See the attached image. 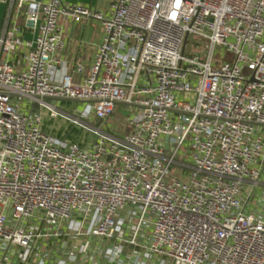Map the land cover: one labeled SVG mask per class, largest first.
I'll return each instance as SVG.
<instances>
[{
    "label": "built area",
    "instance_id": "1",
    "mask_svg": "<svg viewBox=\"0 0 264 264\" xmlns=\"http://www.w3.org/2000/svg\"><path fill=\"white\" fill-rule=\"evenodd\" d=\"M0 4L35 32L0 30V264H44L40 242L57 244L56 264H264V218L247 213L264 175V0H114L109 16ZM61 18L102 31L79 83L54 76ZM189 38L206 43L204 59L185 55ZM215 47L231 59L218 66ZM53 100L85 105L81 118ZM120 106L127 133L84 120ZM43 108L95 141L47 134Z\"/></svg>",
    "mask_w": 264,
    "mask_h": 264
},
{
    "label": "crops",
    "instance_id": "2",
    "mask_svg": "<svg viewBox=\"0 0 264 264\" xmlns=\"http://www.w3.org/2000/svg\"><path fill=\"white\" fill-rule=\"evenodd\" d=\"M114 0H63L66 5H80L96 12H101L106 16L111 13V7ZM60 25L63 29L65 47L61 53L63 65L55 72V79L61 80L63 77L70 78L71 82L79 83L87 75L94 62L96 47L101 42L102 31L98 25L90 22L74 23L68 18H61ZM17 26L21 29L22 38L32 41L35 37V32L31 26L24 22L23 12L18 10L15 5L12 8L0 4V30H9L11 27ZM3 58V56H1ZM16 66H21V59L16 56L13 60ZM82 66V72H76V67ZM32 107L31 112L37 111ZM60 109V108H59ZM61 110V109H60ZM73 112H75L73 110ZM43 116V114H42ZM57 119V118H56ZM62 119V118H60ZM54 121V120H52ZM106 121V120H105ZM104 122V121H103ZM104 126L101 124L99 127L108 133L118 135L108 131L110 123L107 121ZM42 129L47 134L57 137V132L53 131L50 127L42 125ZM124 130V129H123ZM130 131V129L126 128ZM247 213L255 217L264 218V185L261 184L258 193L252 201L248 203ZM37 255L43 258L44 264H56L61 258V251L56 245L51 243L40 242L37 243ZM2 255L0 254V258ZM11 257V261L19 263L18 258ZM79 264H90L87 254L85 258L80 260Z\"/></svg>",
    "mask_w": 264,
    "mask_h": 264
},
{
    "label": "rangeland",
    "instance_id": "3",
    "mask_svg": "<svg viewBox=\"0 0 264 264\" xmlns=\"http://www.w3.org/2000/svg\"><path fill=\"white\" fill-rule=\"evenodd\" d=\"M206 43L194 39L189 38L187 42V48L185 51L186 56H191L194 53H197L201 56L202 59H204L207 55V50L205 48ZM230 56L226 55L223 51L219 50L217 47L213 50L212 60L217 63V65H221L223 61L230 60ZM33 105L29 104L28 108L25 110L26 113H29V111L32 109ZM56 107L60 111H64L67 113V115L72 116L74 118H81L79 112L85 107V105L77 102H71V101H58L56 103ZM60 108V109H59ZM46 109H41L42 116V125L45 127H50L53 131L57 132V139L63 140L66 139L71 143H74L78 145L79 147H86L89 143H92L95 141L96 136L93 134L88 133L86 130L78 127L73 123V119L71 120H65L60 119L58 117L54 119H50L47 115ZM73 110L75 112H73ZM130 112L125 106H120L118 110L116 111V114L108 119L106 121L109 124L108 131L112 133H117L118 135L129 132L126 130V128L129 129L127 123V118L129 117ZM54 120V121H52ZM85 122L88 123L92 127H98L101 124L104 126L106 121L100 122L97 119H85ZM124 129V130H123ZM180 160L181 158L179 156L176 157V160ZM172 171H174V167H172ZM261 183L264 185V175L261 178ZM1 245V242H0Z\"/></svg>",
    "mask_w": 264,
    "mask_h": 264
},
{
    "label": "water",
    "instance_id": "4",
    "mask_svg": "<svg viewBox=\"0 0 264 264\" xmlns=\"http://www.w3.org/2000/svg\"><path fill=\"white\" fill-rule=\"evenodd\" d=\"M27 24H28V26H31V25H32L31 23H27ZM73 102H74V101H73ZM51 104H53V105L56 104V101H54V100L51 101Z\"/></svg>",
    "mask_w": 264,
    "mask_h": 264
}]
</instances>
